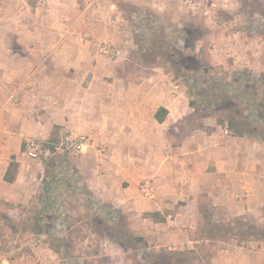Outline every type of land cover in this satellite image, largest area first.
I'll return each instance as SVG.
<instances>
[{"label":"crops","instance_id":"0c3cea01","mask_svg":"<svg viewBox=\"0 0 264 264\" xmlns=\"http://www.w3.org/2000/svg\"><path fill=\"white\" fill-rule=\"evenodd\" d=\"M124 1L160 9L163 0ZM225 1L194 5L208 2L210 12ZM115 3L0 0V232L19 222L12 209L42 192L43 164L24 154L25 141L56 142L64 129L87 140L75 161L93 197L137 217L129 219L132 230L157 247L191 244L203 198L237 216L263 213L261 142L225 134L210 119L199 125L163 69L142 77L123 73L125 61L102 51L122 44L120 11H106ZM12 157L18 171L7 183ZM143 182L148 192L139 189ZM150 213L156 218L143 216ZM256 244L225 264H264V242ZM33 252L40 264L54 255L40 247ZM11 253L0 249V264H9Z\"/></svg>","mask_w":264,"mask_h":264},{"label":"rangeland","instance_id":"374dc122","mask_svg":"<svg viewBox=\"0 0 264 264\" xmlns=\"http://www.w3.org/2000/svg\"><path fill=\"white\" fill-rule=\"evenodd\" d=\"M12 1L15 6L19 3V0ZM35 1L26 0V3L31 6ZM115 1L113 7L107 4L106 11H120L119 23H122L124 33L120 37V49L107 54L125 61L123 73L142 77L152 68L163 69L170 76V83L178 86L177 92L192 102V118L199 125L206 119L215 123L220 119L223 122L220 127L224 130L229 118L240 119L248 124L245 136L258 140L264 147V0H228L210 12L205 10L209 7L208 2L194 5L186 1L163 0L158 9ZM142 25L148 29L145 33L140 32ZM178 29L185 30L174 36L172 31ZM170 55L178 67H191L192 71L185 73L172 67ZM191 76L200 82L192 90L187 84ZM241 76L249 82L252 79L258 81L262 106L251 99L250 110L246 109L240 102V95L236 97L240 82L237 79ZM59 138L60 134L54 143V154L42 149L37 159L43 164L42 183L56 165V171L62 173L65 169L71 176L74 190L59 185L53 193L60 211L47 225L49 234L38 233L43 228L37 220L43 208L40 194L26 206L12 209L11 215L20 218L19 222L6 225L5 231L0 232V249L12 251L5 257L9 264H40L33 260L36 257L33 250L37 247L54 253L52 257L47 256L43 264H159L162 262L157 259L160 251L173 255L175 262L172 264H225L238 258L241 252L256 248L257 242H264L258 238L241 241L236 235L242 231L238 217H246L251 225L264 229V212L251 217L237 216L220 211L203 198L199 224L192 226L189 234L193 240L191 244L181 248L176 244L157 247L144 240L147 248H142L127 237L117 243L113 235L97 228L95 217L101 209L96 207L100 206L76 168L77 158L58 149ZM143 184L140 183L139 189ZM90 200H93L91 204L88 203ZM121 213L126 223L122 234L129 231L140 236L132 230L131 216ZM136 218L131 219L136 221ZM40 237L43 240L37 243ZM151 255L152 259L149 258Z\"/></svg>","mask_w":264,"mask_h":264},{"label":"trees","instance_id":"16d2710c","mask_svg":"<svg viewBox=\"0 0 264 264\" xmlns=\"http://www.w3.org/2000/svg\"><path fill=\"white\" fill-rule=\"evenodd\" d=\"M35 2L31 3V6H34ZM186 27V25H185ZM185 30V29H183ZM183 30H173L172 34L174 36L176 35H181L184 31ZM148 31L146 30V26H141L140 32L145 33ZM170 61L172 67L175 69H178L180 72H191L192 68L191 67H185V66H179L178 63L172 62L173 60V55H170ZM194 71V70H193ZM194 76V75H193ZM191 76V78L187 79V84L190 90L197 88L199 86L200 82L195 78ZM237 80L240 82L238 83L237 89V96L240 95V102L242 105L250 110L251 103L250 100H254L255 102H258L259 106H262V104L259 102V84L258 81L256 80H251L250 82L246 78L239 77ZM189 106H192V102H189ZM159 113H163L165 115L164 110H159L157 114L155 115V118L158 122H162L163 116H160ZM216 123L221 126L223 125L222 120L217 119ZM247 128L248 124L245 123L244 121L240 119H234V118H229L227 121V132L231 136H237V137H242L247 133ZM54 138H50L46 143H41L42 149L44 151L49 152L50 154L55 153V146H54ZM23 150H24V145H23ZM57 167L56 165L53 166V169L49 173V176H47V179L45 182L43 181V186H42V192L39 195V199L41 203L43 204V208L41 210V215L38 217V222L39 226L43 227L42 230L38 231V233H45L49 234L50 230L47 227L49 222H52L54 216H56V212H59L60 210L57 207L56 204V199L53 198V193L57 191L59 185H64V187L68 189H73L72 188V183L70 181V175L67 174V171L64 169L61 173L56 171ZM18 171V164L15 162L14 158H11V161L9 162V165L7 167L6 173L3 177V180L7 183H13L16 173ZM48 174V173H47ZM92 195V194H91ZM93 196V195H92ZM56 198V197H55ZM93 199L96 201L97 204H99L100 207V213L99 215L95 217V220L97 222V228L100 230H104L105 232L109 233L110 235H113L117 241V243H120L121 240H124L125 237H127L131 242L140 244L142 248H147V244L145 243L144 239L140 236H135L129 233V231H126L124 233L125 235L122 234V230H125V217L121 213V211L112 209L111 207L107 205H103L102 202L98 199ZM93 200L88 201V203H92ZM58 214V213H57ZM157 214H146L145 217H151V218H156ZM160 221H163V219H160ZM237 223L238 226L241 227L242 231L240 233H236V235L240 236V240H252L258 238L259 240H264V229H259L256 226L251 225V222L249 221L248 218L246 217H238L237 218ZM51 224V223H50ZM53 224V223H52ZM260 236V237H259ZM158 256V255H157ZM150 259L153 258V255L149 257ZM159 261H162L159 264H172V262H175L173 259V255L171 253H166L164 251H160L159 256L157 258Z\"/></svg>","mask_w":264,"mask_h":264},{"label":"built area","instance_id":"2783aa9c","mask_svg":"<svg viewBox=\"0 0 264 264\" xmlns=\"http://www.w3.org/2000/svg\"><path fill=\"white\" fill-rule=\"evenodd\" d=\"M187 2L195 4L197 3V0H187ZM102 51L104 53L109 52L106 47H103ZM173 90L177 91L178 86L176 85L173 86ZM224 132L225 134L227 133L226 127L224 129ZM86 144H87V140L84 136L72 130L64 129L61 132V135L59 138L58 149H60L61 151L67 153L68 155L72 157L78 158L83 153V149L85 148ZM23 152L28 158L32 160H36L42 153V145L40 142L33 140V139L26 140L24 143ZM149 190L150 188L147 183L142 185L141 191L148 192ZM41 240H43V237H40L39 239H37V243H40Z\"/></svg>","mask_w":264,"mask_h":264}]
</instances>
